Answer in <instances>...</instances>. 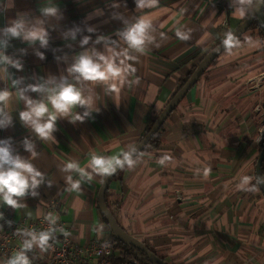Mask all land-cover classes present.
<instances>
[{
	"label": "crops",
	"instance_id": "1",
	"mask_svg": "<svg viewBox=\"0 0 264 264\" xmlns=\"http://www.w3.org/2000/svg\"><path fill=\"white\" fill-rule=\"evenodd\" d=\"M46 6H58L61 18L42 17L39 10ZM135 7L134 0H0V28L26 14L33 22L45 20L50 34L47 49L19 39L10 42L7 54L21 59L23 69L0 68V89L12 93L6 111L13 116V125L0 129V139L11 137L16 151L29 159L22 140H32L38 153L32 162L52 182L51 187L39 186V196L24 198L26 208L0 205V210L15 221L57 217L56 223L61 222L68 235L55 231L54 240L67 238L75 246L87 247L112 238L98 207V192L106 177L96 175L91 183H82L81 192H68L69 173L60 170L64 163L76 161L87 168L92 155L117 156L136 147L180 83L252 10L240 18L233 14L230 0H160L156 8L135 11ZM97 10L102 14L97 15ZM114 13L128 20L139 16L151 20L156 43L144 54L132 53L138 56L130 61L135 75L127 77L118 93L108 94L106 85L98 82H81L78 86L93 97L99 111H90L84 122L75 124L69 117L58 118L56 140H39L19 120L24 103L10 74L25 78L21 87L59 81L62 76L76 83L67 69L84 50L79 41L90 35L92 41L85 47L103 52V44L92 43L97 35L119 40L115 33L124 23ZM76 27L81 30L76 40H65L64 33ZM87 27H95L96 32L88 33ZM177 27L190 29L191 38L178 39ZM120 47L126 46L120 42ZM37 49L45 59L35 55ZM260 77H264V36L249 31L238 46L211 65L170 114L158 133V147L142 154L134 168L126 167L111 183L107 200L115 211L121 203L117 215L123 228L128 232L146 228L134 236L166 264H264V198L259 190L237 188L241 176L256 177L264 139V79L255 82ZM28 95L39 98L36 93ZM86 110L77 106L73 113L82 115ZM162 156L169 157L165 165L158 163ZM217 222L221 227H214ZM120 253L115 250V255ZM10 255L0 254V264ZM27 255L31 264L48 263V252L35 246Z\"/></svg>",
	"mask_w": 264,
	"mask_h": 264
},
{
	"label": "clouds",
	"instance_id": "2",
	"mask_svg": "<svg viewBox=\"0 0 264 264\" xmlns=\"http://www.w3.org/2000/svg\"><path fill=\"white\" fill-rule=\"evenodd\" d=\"M134 2L135 11H140L156 8L160 0H134ZM254 4L255 0H230L233 14L240 18L247 16ZM114 7H118V5H114ZM39 11L42 17L57 20L61 18L58 6H46ZM96 14L101 15L102 13L97 10ZM114 18L120 19L124 23V27L115 33L119 40H113L108 35H97L95 41L92 42L94 45L103 44V52L98 51L95 47H85L92 41L90 35L83 36L79 41L80 47L84 50L74 57V62L67 69L76 83H72L67 77L62 76L59 81L47 80L29 83L21 87L25 78L12 77L10 74L12 86L16 90L18 99L24 103V109L18 114L19 120L39 140H56L53 133L57 131L56 122L58 118L69 117V122L75 124L77 121L84 122L85 118L90 116V111H99L98 108L94 107L93 97L91 95L86 96L84 89L78 86L81 82H98L106 85L108 94L118 93L127 83V77L135 75L136 68L130 61L138 60V56L132 53L144 54L150 45L156 43L151 20L144 16L128 20L119 13H114ZM45 22V20L33 22L28 15L21 14L16 19L11 20L8 25L0 28V68L5 71L10 67L17 70L23 69L21 59L7 54V49L13 39H19L30 46L38 44L39 48L43 49L49 47L50 34ZM80 31L78 27L70 29L64 33L65 40L70 38L75 41L76 35ZM87 32L94 33L96 28L87 27ZM163 35L161 33L162 37ZM175 35L181 41H187L191 38V30L185 31L181 27H177ZM120 42H123L126 47L121 48ZM238 45L239 39L232 32H227L222 40L223 48L231 51ZM67 46L71 47V44ZM19 51L26 54L25 49ZM35 55L41 60L45 59L44 52L38 49L35 50ZM56 59L59 60L60 57H56ZM135 83H138V79L133 80V84ZM28 93H36L39 98H32ZM11 98V92L7 89H0V129H7L13 125V116L9 111H6ZM77 106H84L88 110L84 111L82 115L73 113V109ZM22 146L30 154L31 159L16 151L11 137L0 139V205L8 206L14 210L27 207L21 202L24 198L39 196L37 189L40 185L47 183L49 187L52 186L50 180L46 181L45 173L40 171L32 162L38 157L35 143L25 137L22 140ZM141 155L142 153L132 147L117 156L92 155L87 168L81 167L76 161L66 162L60 169L62 172L69 173L65 177L66 190L79 193L82 191V183H91L96 175L109 177L126 167L132 169ZM168 159V156H162L158 163L165 165ZM71 173H75L78 178L74 179ZM204 174L207 176L208 170H205ZM256 179L255 176H241L237 188L242 191L256 192L259 190V180L255 184L252 183ZM260 179H264V177ZM3 218V213L0 212V219ZM48 219L51 224L55 225L58 218L49 216ZM7 223L11 226L12 221H7ZM0 227L3 226L0 225ZM55 231V228L48 231L42 230L38 233L23 230V234L27 238L23 240L20 249L6 259L5 264H31L27 253L34 246L41 251H47L51 248L53 244L50 241L54 240ZM60 232L68 235L63 227L60 228Z\"/></svg>",
	"mask_w": 264,
	"mask_h": 264
},
{
	"label": "water",
	"instance_id": "3",
	"mask_svg": "<svg viewBox=\"0 0 264 264\" xmlns=\"http://www.w3.org/2000/svg\"><path fill=\"white\" fill-rule=\"evenodd\" d=\"M258 21L260 28L264 32V0H255V4L246 20L240 25V27L233 32V34L240 39L247 31L253 26L255 21ZM227 50L222 46V42L218 44L212 51H210L207 56L198 64L196 70L193 72L191 77L185 83V85L176 93V95L170 100L166 105L162 113L158 116L155 123L151 127L148 134L143 138V140L135 147L139 153H142L150 141L157 135V133L162 128L164 122L168 119L170 114L181 104L192 89L197 85L200 79L203 77L205 72L211 67V65ZM264 77L255 79V82L261 83ZM264 163V147L261 149L259 158L256 164V180H259V189L264 196V179H260L262 176V166ZM121 170H118L115 174L106 177L102 183L98 192V207L105 218L107 224L109 225L112 234L122 243L131 246L135 250L136 256L142 254L147 257L150 264H166L164 260L158 257L154 252L150 251L149 248L141 242L134 234L144 231L146 228L135 229L132 231H127L121 228L118 224L116 218L108 208L106 204V192L110 188L111 183L114 181L115 177Z\"/></svg>",
	"mask_w": 264,
	"mask_h": 264
},
{
	"label": "built area",
	"instance_id": "4",
	"mask_svg": "<svg viewBox=\"0 0 264 264\" xmlns=\"http://www.w3.org/2000/svg\"><path fill=\"white\" fill-rule=\"evenodd\" d=\"M264 136V133H263ZM3 213V219H0V254H14L20 249L17 242H23L27 237L23 234V230L29 231H46L55 228L60 232V228L64 225L57 222L55 225L47 220H40L38 222H29L26 219L15 221L11 214L0 210ZM7 221H12L11 226ZM222 223L217 222L214 224L215 228L221 227ZM53 244L48 252L47 264H113L112 256L115 253L117 241L109 238L101 243L92 244L87 247L75 246L67 238L60 241H50ZM144 257L142 254L136 256L135 264H143Z\"/></svg>",
	"mask_w": 264,
	"mask_h": 264
},
{
	"label": "trees",
	"instance_id": "5",
	"mask_svg": "<svg viewBox=\"0 0 264 264\" xmlns=\"http://www.w3.org/2000/svg\"><path fill=\"white\" fill-rule=\"evenodd\" d=\"M249 31H256V33H258L259 35H262L264 36V32L262 31V29L260 28L259 26V23L258 21L256 20L253 24V26L247 31V33ZM244 35L239 39V42L243 39ZM208 54V53H207ZM206 54V56H207ZM205 56V57H206ZM197 66L194 67V69L192 70V73L185 79L183 80L181 83H180V86H179V89L178 91L185 85V83L188 81V79L191 77V75L193 74V72L196 70ZM263 112H264V104H263ZM158 118V117H157ZM154 119V122L153 124L155 123L156 119ZM152 124V126H153ZM151 129V128H150ZM150 129L148 130V132L150 131ZM147 132V134H148ZM159 133V132H158ZM158 133L157 135L150 141L149 145L147 146V148L142 152V154L144 153H147L149 151V149H156L158 147V140H157V136H158ZM146 134V135H147ZM261 149L264 147V139L262 140L261 142ZM123 170H121L117 176L115 177L114 180L116 179H119L121 177V173H122ZM262 176L264 177V163H263V166H262ZM257 183V182H256ZM259 193L261 195V197L264 198L263 194L261 193L260 189H259ZM109 194V189L107 190L106 192V204L108 206V208L110 209V211L112 212V214L114 215V217L116 218L118 224L120 225L121 228H123L121 222L119 221V217L117 215V211L120 210V207H121V203L120 202H117L116 204V211L113 210L112 206L109 204L108 200H107V196ZM103 216V215H102ZM104 218V217H103ZM105 220V218H104ZM106 221V220H105ZM112 238L114 240L117 241V246L115 248V250H121V253L119 256L115 255V253L113 254L112 256V262L113 264H135V258H136V254H135V250L129 246V245H126L125 243H122L120 242L119 240L116 239V237L112 234ZM148 247V246H147ZM149 248V247H148ZM150 251H152L150 248H149ZM153 252V251H152ZM144 257V263L143 264H150V262L147 260V257L145 255H143ZM163 260V259H162Z\"/></svg>",
	"mask_w": 264,
	"mask_h": 264
}]
</instances>
